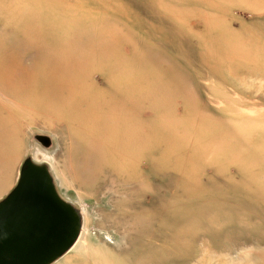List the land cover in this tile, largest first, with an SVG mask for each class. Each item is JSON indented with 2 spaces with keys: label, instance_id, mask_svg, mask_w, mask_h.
Masks as SVG:
<instances>
[{
  "label": "rangeland",
  "instance_id": "1",
  "mask_svg": "<svg viewBox=\"0 0 264 264\" xmlns=\"http://www.w3.org/2000/svg\"><path fill=\"white\" fill-rule=\"evenodd\" d=\"M27 156L53 264H264V0H0V200Z\"/></svg>",
  "mask_w": 264,
  "mask_h": 264
},
{
  "label": "water",
  "instance_id": "2",
  "mask_svg": "<svg viewBox=\"0 0 264 264\" xmlns=\"http://www.w3.org/2000/svg\"><path fill=\"white\" fill-rule=\"evenodd\" d=\"M45 150L48 135L31 136ZM81 210L58 192L50 166L27 156L15 186L0 200V264H53L77 242Z\"/></svg>",
  "mask_w": 264,
  "mask_h": 264
}]
</instances>
